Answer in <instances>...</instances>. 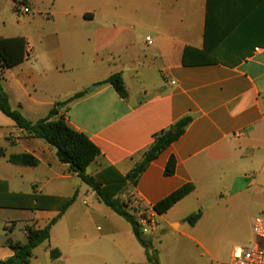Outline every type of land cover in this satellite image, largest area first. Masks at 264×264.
Wrapping results in <instances>:
<instances>
[{"label":"crops","instance_id":"1","mask_svg":"<svg viewBox=\"0 0 264 264\" xmlns=\"http://www.w3.org/2000/svg\"><path fill=\"white\" fill-rule=\"evenodd\" d=\"M29 1L31 8L43 4ZM8 2L0 0V39L24 38L29 54L14 68L0 65L11 107L36 122L86 91L62 106L60 115L99 148L101 155L87 170L93 177L108 169L111 177H125L157 134L191 117L184 134L136 186L127 182L118 196L130 206L149 208L194 186L160 216V230L151 237L158 252L167 237L229 264L235 247L249 246L251 223L250 241L232 242L221 260L201 237L210 221L213 235L227 218L253 211L252 222L255 211L264 215V0H52L45 19L34 16L31 22L63 19V33L38 42L4 26L2 5ZM49 43L63 44V50H50ZM187 49L202 63L185 65ZM118 73L126 99L110 85L99 86ZM0 149V187L6 183L13 194L59 199L45 200L47 210L0 208V263L15 255L10 241L25 244L26 229L43 230L58 218L30 264H149L131 224L99 202L53 146L30 137L1 111ZM21 155L38 164L10 161ZM171 157L176 170L166 177ZM75 195L61 214L64 200ZM199 211L195 225L186 222Z\"/></svg>","mask_w":264,"mask_h":264},{"label":"trees","instance_id":"2","mask_svg":"<svg viewBox=\"0 0 264 264\" xmlns=\"http://www.w3.org/2000/svg\"><path fill=\"white\" fill-rule=\"evenodd\" d=\"M23 1L24 3L29 2V0ZM189 51V49L185 51L184 64H201L202 62L198 56H195V60L191 59ZM28 55L27 42L24 38L0 39V65L2 67L9 69L14 68L23 63L28 58ZM102 85L112 86L122 99L128 97V91L125 87L122 74L120 73L114 74L105 81L99 83V86ZM85 94L86 91L75 94L67 101L53 107L45 118L32 122L27 119L20 110H15L11 107L10 98L4 90L0 80V111L11 119L16 124L17 128L25 131L30 137L44 140L53 146L57 150V156L60 162L69 165L70 171L76 174L83 183L96 193L99 202L103 203L115 214L131 224L138 242L146 251L148 261L151 264H159L158 251L154 248L151 237L144 236L137 226L135 212L139 210L138 207L130 206L129 203L119 197L118 194L122 192L127 182L133 187L136 186L140 176L147 170L149 165L184 134L192 118L185 117L171 128L157 134L152 145L143 153L141 160L125 177L119 174H116L115 177H111L108 172L109 169L93 177L87 173V170L101 155V152L86 134L75 130L69 125L66 117L60 115L61 109L59 108V105L66 106L84 97ZM0 156H3V151L1 149ZM10 161L15 164L32 167L38 164L37 160L30 155L14 156L10 158ZM175 170L176 160L174 157H171L165 169V176H173ZM193 191V185H185L157 203L153 208L162 216ZM47 199L52 201L59 200L37 195L13 194L8 191L6 183H2V187H0V208L30 211L47 210L48 207L44 204V201ZM75 199L76 195L70 199L64 200L61 214L74 203ZM201 214V211H199L189 216L186 221L193 226L200 220ZM57 221L58 218L54 219L43 230L26 229L27 242L25 244L10 241V246L14 250L15 255L11 259L1 262L0 264H30L33 251L49 240L51 228ZM57 255L58 253H52L53 258L57 257Z\"/></svg>","mask_w":264,"mask_h":264},{"label":"rangeland","instance_id":"3","mask_svg":"<svg viewBox=\"0 0 264 264\" xmlns=\"http://www.w3.org/2000/svg\"><path fill=\"white\" fill-rule=\"evenodd\" d=\"M20 1L22 0H17L15 5H17ZM41 1L43 4L39 5V7L35 6L34 8H31L32 12L30 14L17 13L15 9H13V0H10V3L8 2V4L5 3L2 5V9L4 11V26L6 28L13 29L14 33L21 32L27 36L30 35V37H33L36 42H38V40L45 35L52 36V34H56L57 32L63 33V19L50 24H45L44 21L39 23L31 22L32 17L40 16L42 19H45V14L49 13L48 5L52 3V0L51 2L50 0ZM49 44L51 45L50 50L55 48L63 50V44L59 47L52 46L51 43ZM262 199L264 201V192H262ZM252 214L253 211L251 215ZM254 214V218L258 216L264 217V215L258 213V211H255ZM246 215L247 216L238 215L234 218H227L222 221V223L220 222L221 226L213 235H210L209 231L213 222H208L209 227L203 231L201 238L213 247V253L218 260H221L222 257L226 255L232 242H236L238 240L250 241L249 228L251 215H248L247 213ZM169 234L170 232H168V235ZM158 257L159 264H225L221 263V261L214 262L205 252L200 249L197 250L196 248H193L183 240L175 241L174 239L167 237H164L162 240ZM149 264L151 263L149 262Z\"/></svg>","mask_w":264,"mask_h":264},{"label":"built area","instance_id":"4","mask_svg":"<svg viewBox=\"0 0 264 264\" xmlns=\"http://www.w3.org/2000/svg\"><path fill=\"white\" fill-rule=\"evenodd\" d=\"M16 12L30 14L32 12L30 1H20L16 5ZM147 42L151 44V39ZM264 192V188H263ZM135 212L136 223L140 232L146 237L157 235L160 230V215L153 207L141 208L137 205ZM252 242L249 246H237L233 249L232 259L229 264H264V217L258 216L251 222Z\"/></svg>","mask_w":264,"mask_h":264},{"label":"water","instance_id":"5","mask_svg":"<svg viewBox=\"0 0 264 264\" xmlns=\"http://www.w3.org/2000/svg\"><path fill=\"white\" fill-rule=\"evenodd\" d=\"M92 88H95V87H92ZM89 90H91V89H89ZM59 108L61 109L62 108V105H59Z\"/></svg>","mask_w":264,"mask_h":264}]
</instances>
